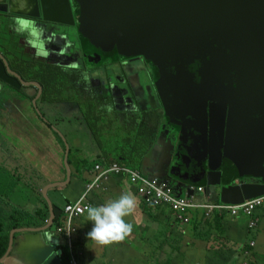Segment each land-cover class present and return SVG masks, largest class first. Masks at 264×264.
<instances>
[{"label":"water","instance_id":"1","mask_svg":"<svg viewBox=\"0 0 264 264\" xmlns=\"http://www.w3.org/2000/svg\"><path fill=\"white\" fill-rule=\"evenodd\" d=\"M75 1L80 9V30L96 47H112L115 44L120 54L143 56L160 70L180 63L186 67L201 60L213 77L228 80L229 86L236 88L237 92L233 93L245 99V110L231 111L227 136L224 103H220V109L211 111L208 155L212 167L205 180L204 194L195 196L199 200L205 197L231 206L263 197L264 104H260L259 98L264 97V0H258V3L255 0ZM72 3V0H0V31L14 27L16 16H26L36 22L74 26ZM163 77L166 78V74ZM0 81L21 90L29 98L36 95L35 88H22L29 85L22 83L21 78L9 69L1 53ZM165 81L163 88L169 89L171 80ZM189 82L190 78L181 77L178 80L173 77L175 90L172 97L176 101L166 104L168 115L174 117L177 110L173 106L191 107L180 104L181 98L188 99ZM35 86L39 88L40 95L41 86ZM202 110L199 106L196 112ZM259 111L262 117L257 119L255 114ZM168 140L160 137L154 149L159 145L165 147L166 141L170 144ZM63 141L66 146L65 167L70 178L69 146L64 138ZM166 149L172 151L170 147ZM223 156L235 164L242 176L260 181L222 187V172L218 170ZM148 176L162 179L153 172H149ZM176 192L177 196L194 194L188 186H176ZM52 210L50 206V226L55 219ZM35 230L24 229L23 232L32 233ZM13 242L12 237L8 251ZM35 264L63 263L61 255L51 251L42 255Z\"/></svg>","mask_w":264,"mask_h":264},{"label":"crops","instance_id":"2","mask_svg":"<svg viewBox=\"0 0 264 264\" xmlns=\"http://www.w3.org/2000/svg\"><path fill=\"white\" fill-rule=\"evenodd\" d=\"M18 45L20 41L14 44L15 47ZM71 90L74 95L85 94V90L80 86H74ZM7 99L5 104L0 105V232L4 231L8 235L9 246L12 237L14 242L11 249L7 250L5 256L0 259V264H35L42 255L51 251L58 252L62 263L68 264V258L63 252V248H67L64 236L57 234L56 229L59 226H56L54 221H59L66 203L76 202L84 195L86 183L82 178L74 175L78 168H76L77 164L85 162L92 166L125 160V158L115 159L112 156L116 150H122L129 159H132L130 162H133V157L139 151L146 150L147 141L144 138L128 137L123 132L124 127L118 131L119 126L116 123L104 124L99 121L97 124L100 125L101 132H93V124L87 117L94 120V116L100 118L102 110L86 104L85 99H80V96L78 100L80 99L81 103L76 106L64 104L65 102L42 104L40 108L46 116L44 120L37 118L32 109L34 106L31 104L22 101L17 105L14 101H10L14 99L13 92L8 93ZM36 109L39 111L38 107ZM56 118L60 122H55ZM100 133L103 135L110 133L108 137L112 135L115 141L116 137H120L121 141L128 142L125 144L127 148L120 143L114 145L110 152L105 151V141L98 137ZM60 134L66 142L69 140L67 142L69 154L74 150L69 164L70 178L65 167L66 146ZM84 134L89 135V138L86 139ZM11 136H13V146L9 143L12 142ZM28 146H32L34 151L32 155L27 149ZM187 151L190 153L189 148ZM145 164L146 162H143L138 171L147 174L153 172L164 178L153 166L146 169ZM90 166L82 169L84 177L87 174L91 177L92 169L87 170L91 168ZM106 186L108 187L106 193L91 192L87 196L88 201L93 206H100L118 199L124 192L132 193L136 198L137 206L125 219L132 224L133 230L123 241L105 246L88 237L87 234L93 224L87 216L76 220L74 224L77 228L75 238L77 259L83 258L84 264H187L188 260L194 264L200 262L203 264L201 260L205 259L204 256L208 251L211 249L218 254L221 239L227 237L230 239L231 236L241 237L242 240L239 241V247L237 242H233L234 247L229 246L233 248L229 249L228 253L231 256L230 264L239 262L244 249L251 241L256 242L251 263L264 264V213L261 214L263 233L259 244L257 239L244 243V238L239 232L247 229L246 235L250 236L252 231L248 230L249 222L245 224L242 221L243 216L226 218L222 224L227 233L221 237L213 222L211 229L199 228L198 231L202 233L200 235L196 230H189L188 225L177 224L174 215L168 209L144 205L135 195L133 188L125 185L119 177H112ZM47 188V192H44ZM45 205L49 214L50 206L55 214L52 225H49V215L45 224L34 226L40 220L36 215L37 210H42ZM18 223H22L23 226L12 228ZM24 229L36 230L27 233L23 232Z\"/></svg>","mask_w":264,"mask_h":264},{"label":"flooded vegetation","instance_id":"3","mask_svg":"<svg viewBox=\"0 0 264 264\" xmlns=\"http://www.w3.org/2000/svg\"><path fill=\"white\" fill-rule=\"evenodd\" d=\"M255 1L258 3V0ZM72 2L74 26L37 21L38 25H42L46 29L45 35L49 41L46 44L47 56L43 54L38 56L36 50L25 43V36L15 31V26L0 31V37L4 38L9 45L14 46L20 41V45L14 46L12 50L0 49V53L7 61L9 69L21 78L22 83L29 85L22 88H35L36 91V95L29 98L22 94L21 90H16L7 85L4 88L0 87V105L5 104V101L8 100V93L13 92L17 97H14V103L19 105L24 101L36 108L43 95L41 84L35 80L27 79L35 70L24 67L26 72L23 74L16 70L18 66L23 69V64L20 62L22 57L36 56V58L33 57V59H37V64L34 66L36 70L39 67L38 61L40 64L45 63L48 66L62 67L63 69L69 65H75L78 70H75L74 82H71V78L64 74L59 76L56 81L58 90L67 100L64 104H75L76 106V104L81 103L80 99L84 98L86 104L102 110V114H100L102 117L94 116L96 119L94 123L99 121L104 124L116 123L119 126L118 131L124 127L123 132L128 137L144 138L149 142L155 140L149 151L157 149H154V145L160 137L173 140L176 147L174 151H171L173 153L172 159L169 164L159 168L160 175L175 191L176 186H188L195 189L199 187V184H202L200 187L204 188L206 177L212 167L208 155L211 111L215 108L220 109V103H224L227 136L229 133L228 126L231 124V111L245 110V99L233 93L237 92L236 88L230 87L228 80L223 81L213 77L209 68L207 69L201 60H196L194 64L186 67L180 63L167 65L160 70L153 62L143 56L127 57L120 54L115 44L112 47H96L81 32L78 22L80 9H78L75 0ZM84 45L97 49L92 48L91 51L89 46L85 48ZM26 64L29 63L26 62ZM163 74H166V78L163 77ZM175 76L178 80L181 77L190 78L186 92L188 99L181 98L180 104H189L191 107L173 106L177 111L172 117L168 115L166 104L169 105V102L176 101L172 97L175 90L173 83ZM165 80L167 82L171 80L169 89L163 88ZM0 83L5 85L1 81ZM35 84L41 86L40 95L39 88ZM178 85L183 87L182 84ZM73 86L83 87L85 94H72ZM161 88L162 91H160ZM224 92L226 93L223 94ZM79 96L80 99L78 100ZM259 101L261 105L264 104V97L259 98ZM199 106L203 110L196 112ZM79 108L82 109L80 106ZM196 116L199 117L198 123L200 121L202 125H196ZM255 117L261 118V111L255 114ZM187 148H189L190 153ZM165 149V147L160 149L161 155L164 154ZM149 166L152 167V164H145L146 169ZM232 166L235 164L223 156L218 170L222 172V187L260 181L251 176L234 179L227 173L234 170Z\"/></svg>","mask_w":264,"mask_h":264},{"label":"built area","instance_id":"4","mask_svg":"<svg viewBox=\"0 0 264 264\" xmlns=\"http://www.w3.org/2000/svg\"><path fill=\"white\" fill-rule=\"evenodd\" d=\"M91 176L93 179L86 185L84 195L76 202L65 205L59 220L60 225L56 229L57 234L64 236L70 256L68 264H79L75 248L77 228L74 223L81 217L87 216L88 207L93 206L87 196L94 191L106 193L108 190L106 184L112 177H119L125 185L133 188L135 195L144 205L168 209L174 215L176 223L181 226L190 225L192 216L199 213L204 215L205 220L215 213H227L232 217L245 216L248 218L249 230L252 231L260 226L261 214L264 212V196L246 201L239 206L226 205L219 201L214 202L205 197L203 200L197 199L196 194H204V188L200 186L195 189L190 187L194 191L191 196L187 194L177 196L175 189L166 180L150 178L119 162L95 164L91 170ZM255 247L256 242L251 241L250 245L244 249L242 258L236 264H252L251 258Z\"/></svg>","mask_w":264,"mask_h":264},{"label":"trees","instance_id":"5","mask_svg":"<svg viewBox=\"0 0 264 264\" xmlns=\"http://www.w3.org/2000/svg\"><path fill=\"white\" fill-rule=\"evenodd\" d=\"M88 46L84 45L85 48H88ZM89 47L91 48V51H92V48L94 50L97 49V48H94L92 46H89ZM33 57L36 58V56H33ZM33 57H29V55L24 56V58L22 57V60H20V62L23 64V69L20 66H18V67H16V70L19 71L22 74L24 72H26V69H24V67H27L30 70H35L34 73H31V75L29 77H27V79L28 80H35V81L39 82L41 84V86L43 87V95H42L40 101L37 103V107H38L39 113H41V115H38L39 113H38V111H37V109L35 107H32V109H33L35 115H37L39 119L44 120V119H46V116L43 113L42 109L40 108V106L42 104L64 103V102L67 101L65 98H63V96L61 95V91L58 90V88H57L56 81L58 80V77L62 76V74H64L65 76L71 78V82H74L75 70H78L77 69L78 67L75 66V65H69L67 68L63 69L62 67H60V68L51 67V66L46 65L45 63L40 64L39 61H38L39 67L36 70L34 66L37 64V61H36L37 59H33ZM26 62L29 63V64H26ZM61 72H64V73H61ZM198 118L199 117L196 118V125L197 124L202 125V122L199 121V123H198ZM87 119H88V121H90L93 124L92 130H93V132H95V126H94L95 123L94 122L96 121V119L94 120V118H91V117H87ZM55 122H60V120H58V118H56ZM200 135H202V134H200ZM59 139H60L61 143L63 144V142H62L60 137H59ZM146 141L147 142H145V144L147 146L151 144V142H149L148 140H146ZM145 148H147V147H145ZM73 151L74 150L70 151V154H69V164H71V159L70 158L72 156ZM143 154H144V152H141L140 156H139V160L135 161L137 166L135 165V166H133L131 168H133L135 170H140L141 169L142 160H143V156L142 155ZM135 157H133V158H135ZM125 160H127V159H125ZM129 160L132 161V159H129ZM118 162L120 164H123L121 161H118ZM87 166H90V165L88 163H85V162L78 163L77 166H76V168L77 167L78 168L76 169V172L74 174L78 178H82L84 180V182L86 183V185L89 182H91L92 179H93V176L89 177L88 174H87L86 177L83 176L84 172H83L82 169L84 167L86 168ZM90 167L91 168H87V170L90 171L94 167V165H92ZM232 168L234 170L227 172V173H229V175H231L234 179H239L240 177H243L240 174L239 169L236 166H232ZM200 185H202V184H199V186ZM66 204H68V203H66ZM36 215L38 217H40V220H39V223H37V224L35 223L34 226L35 225L42 226L43 224H45L46 220L48 219V217L50 215L49 214V210L47 208V205H45V207L42 210H37ZM228 217H232V216L227 214V213H222V214L215 213L209 219L205 220L204 219V215L199 213V214H196L195 216H192L191 223H190V225H188V227H189V230H191V229L192 230H196L197 233H200L198 231L199 228L204 227V229H208V227H209V229H211V226H212L211 222H213V225H214L219 237H221L222 235L227 233L226 230H224V226H223L222 222ZM243 217L246 218L245 216H243ZM246 219H248V218H246ZM59 220H60V218H59ZM54 224L56 226H59L60 222L58 220L57 221L55 220ZM1 226L3 227V225H1ZM22 226H23L22 223H18V224H14L12 226V228L22 227ZM248 230H249V228H248ZM201 234L202 233H200V235ZM222 240L223 241H225V240L229 241V238L227 237L226 239H222ZM8 246H9V237L4 231H1L0 232V259H2L5 256V254L7 253V250L9 248ZM75 248L77 249V245L76 244H75ZM232 249L233 248L230 247V250H232ZM63 252L65 254L64 256H66L68 258V260H69L70 256H69V253H68V248L64 247L63 248ZM231 252L233 253V251H231ZM217 255L221 256V255H224V254L219 252ZM211 261L214 262V260H211ZM78 262H79V264H84L83 258L78 257ZM215 262H217L216 264H226V263L229 264L231 262V256L226 254L225 256L218 257L217 260H215ZM189 263H190V260L187 261V264H189Z\"/></svg>","mask_w":264,"mask_h":264},{"label":"clouds","instance_id":"6","mask_svg":"<svg viewBox=\"0 0 264 264\" xmlns=\"http://www.w3.org/2000/svg\"><path fill=\"white\" fill-rule=\"evenodd\" d=\"M15 31L25 36V43L36 50L39 56H47L45 39L46 29L42 25L26 16L14 17ZM110 110V109H109ZM95 165V164H94ZM135 196L130 192H124L121 196L111 202L100 206H89L87 218L93 227L87 234L91 240L100 245H111L123 241L133 230L131 223L126 221L136 209Z\"/></svg>","mask_w":264,"mask_h":264},{"label":"rangeland","instance_id":"7","mask_svg":"<svg viewBox=\"0 0 264 264\" xmlns=\"http://www.w3.org/2000/svg\"><path fill=\"white\" fill-rule=\"evenodd\" d=\"M45 39L47 40L48 39V37L45 35ZM0 49L1 50H4L5 48H7V49H13L14 47L12 46V45H9L8 43H7V41L4 39V38H2V37H0ZM47 58V57H46ZM3 86V87H2ZM6 86V84L5 85H3V84H1L0 83V87L1 88H4ZM11 89V88H10ZM12 91H14L13 89H11ZM14 97H15V95H14ZM17 98V97H16ZM15 100V98L14 99H12V100H10V101H14ZM1 105H3V104H1ZM38 118V117H37ZM94 126H95V132L96 133H99V132H101L100 130V128H99V126L100 125H98L97 123H95L94 124ZM109 134L110 133H108V134H105V135H103V134H98V137H99V139L101 138L102 139V141H105V146H104V149H105V151H108V152H110L111 150H112V148H113V146L114 145H120V143L121 144H124V146H125V144L126 143H128V142H123V141H121L120 140V137H116L117 138V140L115 141L114 140V138L115 137H112V135L110 136V137H108L109 136ZM84 136H85V138L87 139V138H89V135H85L84 134ZM84 137H82V139L83 140H86ZM10 140L12 141V142H9L10 144H12V146H13V144H14V142H13V136H11L10 137ZM63 140V139H62ZM121 141V142H120ZM168 141H170V140H168ZM67 142H69V140L67 141ZM150 142H151V144L150 145H146V151L144 152V151H139L138 152V154H136L134 157V162H130V160H129V156H127L122 150H116V151H114L113 153H112V156L115 158V159H119V158H121V159H127V160H122V163L124 164V165H126V166H128L129 168H131V167H133V166H137V164H136V162L135 161H137V160H139V156H140V153L141 152H144V154L142 155L143 156V160H142V163L143 162H146V163H150V164H152V166L157 170V171H159V168H161L162 166H164L165 164H169V162H170V160L172 159V156H173V153L171 152V150H169V149H165V151H164V154L163 155H161V151H160V149L163 147L162 145H159L158 147H157V149L156 150H151V151H149V149H150V147H151V145H152V143H153V140H150ZM171 143L170 144H168V142L166 141V143H164V145H165V147L167 148V147H170L171 149H172V151H174L175 150V143H174V141L173 140H171L170 141ZM70 144V143H69ZM125 148H127L126 146H125ZM27 149H29V151L31 152V155L33 154V149H32V146H28L27 147ZM73 155H74V151H73V153H72V156H71V160H72V157H73ZM161 155V156H160ZM144 174H146V175H148L147 173H145V172H143ZM130 185V184H129ZM242 221L246 224L247 222H249V220L248 219H246V218H244V217H242ZM178 228H179V226H178ZM241 235H242V237L244 238L243 240H244V243H249L252 239H257V242H258V244H259V240H260V236H261V234L263 233V221H262V223H261V225L257 228V229H255V230H252V232H251V234H250V236H249V234H247L246 235V233H247V229H245L244 230V232H242V231H240L239 232ZM212 240V239H211ZM222 240V239H221ZM240 240H242V238L241 237H235V236H231V238L229 239V241H227V240H225V241H223L222 240V242L221 243H219V249H218V251H220L221 253H223L224 255H221V256H225L226 254H228L229 253V249H230V247L229 246H232V247H234V245H233V242H237V245H238V247H239V245H240V243H239V241ZM221 246V247H220ZM236 250V249H235ZM204 255V254H203ZM216 255V256H215ZM220 255H217L216 254V252L215 251H212L211 249L208 251V254L206 255V256H204L205 257V259L204 260H201V261H203V264H216L217 262H215V260H217V258L218 257H221ZM211 260H214V262H212ZM189 264H194L193 262H190ZM197 264H201V262L200 263H197ZM227 264V263H226ZM230 264V263H229ZM232 264V263H231ZM253 264V263H252Z\"/></svg>","mask_w":264,"mask_h":264}]
</instances>
